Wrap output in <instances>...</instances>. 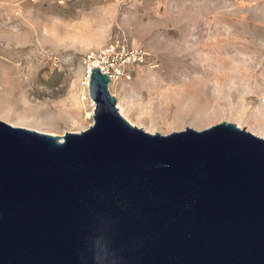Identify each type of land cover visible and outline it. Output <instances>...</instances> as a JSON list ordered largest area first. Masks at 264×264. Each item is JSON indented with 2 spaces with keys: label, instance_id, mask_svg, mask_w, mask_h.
<instances>
[{
  "label": "water",
  "instance_id": "water-1",
  "mask_svg": "<svg viewBox=\"0 0 264 264\" xmlns=\"http://www.w3.org/2000/svg\"><path fill=\"white\" fill-rule=\"evenodd\" d=\"M109 83L91 69L79 132L0 120V264H264V137L148 132Z\"/></svg>",
  "mask_w": 264,
  "mask_h": 264
},
{
  "label": "rangeland",
  "instance_id": "rangeland-1",
  "mask_svg": "<svg viewBox=\"0 0 264 264\" xmlns=\"http://www.w3.org/2000/svg\"><path fill=\"white\" fill-rule=\"evenodd\" d=\"M121 33L152 61L109 85L132 124L230 121L264 137V0H0V120L60 137L87 128L83 59Z\"/></svg>",
  "mask_w": 264,
  "mask_h": 264
},
{
  "label": "built area",
  "instance_id": "built-area-1",
  "mask_svg": "<svg viewBox=\"0 0 264 264\" xmlns=\"http://www.w3.org/2000/svg\"><path fill=\"white\" fill-rule=\"evenodd\" d=\"M52 1L57 2L59 5L71 2V0ZM113 1H117L119 4H127L135 0ZM83 64L86 78L89 77L91 69L98 68L102 73L108 75L110 85L120 80H131L135 68L152 64V61L149 59L146 50L130 46L126 35L121 33L106 45L88 51L83 59Z\"/></svg>",
  "mask_w": 264,
  "mask_h": 264
},
{
  "label": "bare ground",
  "instance_id": "bare-ground-1",
  "mask_svg": "<svg viewBox=\"0 0 264 264\" xmlns=\"http://www.w3.org/2000/svg\"><path fill=\"white\" fill-rule=\"evenodd\" d=\"M87 86H88V81H87ZM108 86H109V85H108ZM117 106H118V108H119L120 113L125 117V115H124V111H123L122 107H121L120 105H118V102H117Z\"/></svg>",
  "mask_w": 264,
  "mask_h": 264
}]
</instances>
